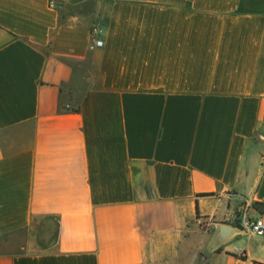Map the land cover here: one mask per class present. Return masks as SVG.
<instances>
[{"label": "crops", "instance_id": "0c3cea01", "mask_svg": "<svg viewBox=\"0 0 264 264\" xmlns=\"http://www.w3.org/2000/svg\"><path fill=\"white\" fill-rule=\"evenodd\" d=\"M246 209L264 0H0V264H264Z\"/></svg>", "mask_w": 264, "mask_h": 264}, {"label": "built area", "instance_id": "2783aa9c", "mask_svg": "<svg viewBox=\"0 0 264 264\" xmlns=\"http://www.w3.org/2000/svg\"><path fill=\"white\" fill-rule=\"evenodd\" d=\"M91 32L93 36L92 47L102 46L103 40L97 37V34L100 32V27L94 26ZM241 225L255 235H264V218L262 216L255 217L248 214L247 209L241 219Z\"/></svg>", "mask_w": 264, "mask_h": 264}, {"label": "trees", "instance_id": "16d2710c", "mask_svg": "<svg viewBox=\"0 0 264 264\" xmlns=\"http://www.w3.org/2000/svg\"><path fill=\"white\" fill-rule=\"evenodd\" d=\"M246 256L245 255H242V258H245ZM255 264H260V263H258V262H254Z\"/></svg>", "mask_w": 264, "mask_h": 264}]
</instances>
